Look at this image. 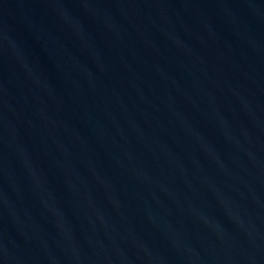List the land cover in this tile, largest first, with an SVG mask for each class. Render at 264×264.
Masks as SVG:
<instances>
[{"label":"water","instance_id":"95a60500","mask_svg":"<svg viewBox=\"0 0 264 264\" xmlns=\"http://www.w3.org/2000/svg\"><path fill=\"white\" fill-rule=\"evenodd\" d=\"M0 264H264V0H0Z\"/></svg>","mask_w":264,"mask_h":264}]
</instances>
